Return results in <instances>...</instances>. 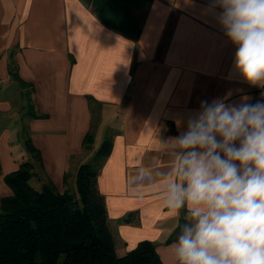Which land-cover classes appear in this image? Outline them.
Wrapping results in <instances>:
<instances>
[{
  "label": "crops",
  "instance_id": "obj_1",
  "mask_svg": "<svg viewBox=\"0 0 264 264\" xmlns=\"http://www.w3.org/2000/svg\"><path fill=\"white\" fill-rule=\"evenodd\" d=\"M219 11L211 0H0L2 196L3 176L34 161L26 139L40 153L35 183L63 190L109 136L96 182L116 253L149 240L176 264V220L162 203L174 164L166 141L202 101L264 102V89L234 71Z\"/></svg>",
  "mask_w": 264,
  "mask_h": 264
},
{
  "label": "clouds",
  "instance_id": "obj_2",
  "mask_svg": "<svg viewBox=\"0 0 264 264\" xmlns=\"http://www.w3.org/2000/svg\"><path fill=\"white\" fill-rule=\"evenodd\" d=\"M211 7L235 47L234 71L264 89V0ZM249 99L202 101L166 141L174 164L162 203L176 220V264H264V102Z\"/></svg>",
  "mask_w": 264,
  "mask_h": 264
},
{
  "label": "trees",
  "instance_id": "obj_3",
  "mask_svg": "<svg viewBox=\"0 0 264 264\" xmlns=\"http://www.w3.org/2000/svg\"><path fill=\"white\" fill-rule=\"evenodd\" d=\"M14 78L24 83L17 74ZM27 113L35 115L29 108ZM91 142L86 134L83 145ZM24 145L39 161V150L29 138ZM110 147L111 138L106 136L92 156L79 163L73 188L59 190L51 180L32 184L33 160L3 176L11 194L0 196V264H163L149 240L122 255L116 253L96 182Z\"/></svg>",
  "mask_w": 264,
  "mask_h": 264
},
{
  "label": "rangeland",
  "instance_id": "obj_4",
  "mask_svg": "<svg viewBox=\"0 0 264 264\" xmlns=\"http://www.w3.org/2000/svg\"><path fill=\"white\" fill-rule=\"evenodd\" d=\"M94 147H97V144H95ZM0 175H1V173H0ZM32 179H33V178H32ZM30 182H31L32 184L35 183L34 180H30ZM3 194H4V193H2V191H0V196H2Z\"/></svg>",
  "mask_w": 264,
  "mask_h": 264
}]
</instances>
